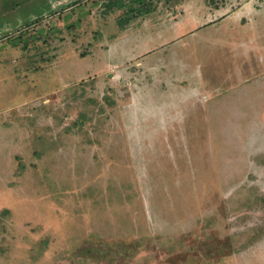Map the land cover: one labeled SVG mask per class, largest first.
Here are the masks:
<instances>
[{
  "label": "rangeland",
  "instance_id": "rangeland-1",
  "mask_svg": "<svg viewBox=\"0 0 264 264\" xmlns=\"http://www.w3.org/2000/svg\"><path fill=\"white\" fill-rule=\"evenodd\" d=\"M0 264H264V0H0Z\"/></svg>",
  "mask_w": 264,
  "mask_h": 264
},
{
  "label": "trees",
  "instance_id": "trees-1",
  "mask_svg": "<svg viewBox=\"0 0 264 264\" xmlns=\"http://www.w3.org/2000/svg\"><path fill=\"white\" fill-rule=\"evenodd\" d=\"M146 13L149 11L147 8H145V10H144Z\"/></svg>",
  "mask_w": 264,
  "mask_h": 264
}]
</instances>
